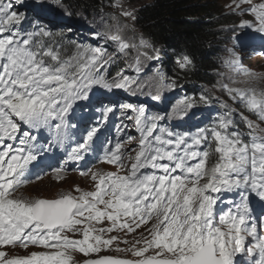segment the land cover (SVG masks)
Returning a JSON list of instances; mask_svg holds the SVG:
<instances>
[{
	"label": "snow or ice",
	"instance_id": "6c2138e0",
	"mask_svg": "<svg viewBox=\"0 0 264 264\" xmlns=\"http://www.w3.org/2000/svg\"><path fill=\"white\" fill-rule=\"evenodd\" d=\"M18 4L23 0H0V264H81L76 252L87 257L121 242L129 247L116 251L130 252L138 259L104 256L83 264H264V215L258 218L259 230L257 218L251 215V199L264 202V135L259 134L264 133V91L257 95L255 88L223 85L237 106L242 105L258 121L239 113L247 139L231 110L213 127L198 128L192 134L160 123L166 114H146L143 106L125 104L120 108L134 114L125 119L133 121L139 133L138 147L124 149L126 142L135 139L132 136L107 142L101 159L117 171L92 173L94 191L52 200L16 195L30 182L28 165L42 152L71 140V130L77 126L71 115L74 106L88 101L93 88L135 92L142 87L124 73L118 78L105 75L117 58L106 47H78L74 54H66L62 41L44 39L52 37L50 31L26 30L23 25L29 17ZM242 4L250 7L243 9ZM236 8L241 15L255 14L253 22L242 23L258 24L256 31L264 35V2L253 5L252 0H241ZM121 14L135 19L130 11ZM95 36L105 44L114 43L118 54L135 49L137 74L142 60H160L154 44L143 37L139 43L125 38L119 25H108L103 36ZM228 63L235 64L234 53ZM178 67H194L192 57L182 55ZM152 99L158 100L159 95L153 94ZM211 99L202 94L182 104L186 111ZM101 106L106 121L114 107ZM42 131L51 133L46 144L36 142ZM98 131L99 125L88 128L69 159L79 162L92 154ZM210 154H215V160L209 165ZM88 173V168L83 169V175ZM225 200L229 206L219 208ZM104 221L108 227H97ZM150 221L147 236L140 233L139 239L130 242L119 235L134 233ZM113 232L117 235H109ZM29 245L57 251L9 255L8 250ZM149 250L150 256L146 255ZM246 257L251 259L245 261Z\"/></svg>",
	"mask_w": 264,
	"mask_h": 264
},
{
	"label": "trees",
	"instance_id": "16d2710c",
	"mask_svg": "<svg viewBox=\"0 0 264 264\" xmlns=\"http://www.w3.org/2000/svg\"><path fill=\"white\" fill-rule=\"evenodd\" d=\"M29 1L23 0V4H18V7L24 10L29 17V22H26L23 27L28 31H34L36 27L50 31L53 35L45 37L46 41L49 39L62 41L63 51L66 54H74L78 47H84L83 45L88 47L89 45L91 48L93 47L92 43H95L90 34H84L78 30L75 21L83 19L85 15L99 14L103 8H110L115 0H49L58 4H56L57 6L53 5L57 9V13L54 14L53 11H47L46 8L44 9L47 12L41 10L37 12L38 7H24V4ZM128 3L139 5L135 14L134 41L139 43L141 37L146 38L155 45L160 54L159 61L150 60L147 72L142 73L138 81L151 77L149 76L151 74L155 75L157 71L162 73V77L170 82V92L175 94V101L174 99L169 101L171 111L184 110L182 101H185V98L198 99L202 94L211 96L212 99L206 105L211 104L220 108L221 116L231 110L232 118L240 126L238 130L244 131L245 139H247V130L243 126L239 113L243 112L249 119L258 122L255 115L243 108L242 105L238 107V102L232 100L229 93L215 91L221 80L224 57L229 51L236 52L232 37L240 35L241 32V26L237 28L240 23L239 14L226 12L220 5V0H128ZM64 8L70 9L69 16H64ZM42 12L48 19L49 25L40 19L39 14ZM104 14L105 17L111 16L108 13ZM34 21H38V23H33ZM79 25L86 27L83 23ZM231 26L234 30L226 31ZM228 44H232L233 47H228ZM263 47V41L251 39L243 42L238 49L249 56L252 54L249 53L251 48H254L255 51ZM128 52V57L134 55L132 49ZM184 54L192 57L194 67L190 69L178 67L179 58ZM128 61L127 57H117L116 62L109 67L105 75L107 77L118 76L128 67ZM145 63L142 60V65ZM124 91L128 96L133 97L129 90ZM106 92L108 94L107 90ZM154 93L158 94L159 92L154 90ZM140 97L143 99L142 101L152 98L149 97V90H145L140 94ZM197 104L204 105L205 103L197 102ZM214 160L215 154H210L209 165ZM115 248L111 246L106 251ZM122 254L131 256V253L128 252ZM152 254V250L146 253L148 256Z\"/></svg>",
	"mask_w": 264,
	"mask_h": 264
},
{
	"label": "rangeland",
	"instance_id": "374dc122",
	"mask_svg": "<svg viewBox=\"0 0 264 264\" xmlns=\"http://www.w3.org/2000/svg\"><path fill=\"white\" fill-rule=\"evenodd\" d=\"M262 2H264V0H252L253 5H256ZM240 3H241V0H220V5L223 7V9L226 12H236L237 14H239L240 23L237 25V28H240L241 26L240 35L247 34V35H243L240 37L234 36L232 37V41H234L236 45L238 46L239 44L238 42H240L239 39L243 40L245 38H249L248 35H257V36H261V39H264V35L256 31V27H258V24L256 25V27H250L242 23L243 21L253 22L255 14L241 15L240 9L236 8V4H240ZM56 4L57 3L49 1V0H30L29 2H26L24 4V7H27V6H33L35 8L38 7L39 9H36L37 12H39V10L43 12H47L48 10H51L53 11V14H54V13H57L56 7H53V5H56ZM117 5H121V6L118 7ZM137 6L139 5L128 3V0H115L114 4L110 8H103L101 12L96 15L95 14L90 15V16L85 15L83 19L82 18L77 19L75 21L76 25L75 24L74 25L77 26L80 32L91 35V37L95 41V43H92L93 47L97 45L102 48L106 47L108 51L116 57H123V56L127 57V59L129 60L128 61L129 65L123 70L122 73L132 76L135 79L139 80L140 75H138L134 71V68H135L134 57L136 58L135 49H132L133 54H134L132 57H128L129 52L128 54H118L116 51V45L114 43L105 44L102 39L98 40L95 36V33H99L101 36H103L106 30V26L108 25H113V26L119 25L122 27L123 36L127 39H131L134 41L135 36L133 35V33L136 32L135 27H134L135 19L134 20L128 19L127 17L123 16L121 13L124 11H130L134 14V16H136L135 15L136 11L139 8ZM241 7L243 9H248L250 5L242 4ZM44 8H46L47 11ZM69 11L70 9L64 8L63 10V12L65 13L64 16H69V13H68ZM43 12L39 14L40 19L42 21L47 22V24L49 25L48 19L44 17ZM104 13L106 14L108 13L111 16L105 17ZM81 14L83 15V13ZM113 17H116L117 19H113ZM80 23L85 24L86 27L79 25ZM232 30H234L233 26L229 27L226 31L231 32ZM228 45H229L228 47H233L232 44H228ZM83 46L85 48H90L89 45L88 47H86V45H83ZM258 51H259V54H256V52L254 51V48H251V50L249 51V53H252L251 55H249L251 58H248L249 56H246L245 52L237 49L236 52H233L235 64H232V65L228 63L230 54H233L229 51L227 55L224 57L223 66L221 69V72H222V75L220 77L221 80H220L218 89L217 90L215 89V91H217L218 93H222L223 91L225 94L228 93L223 87V85L225 84L228 85L229 88H231V86L233 85L239 87L240 89L255 88L257 95H259L260 92L264 91V52L260 53L261 50H258ZM241 57L243 58V62H242ZM144 62L146 63L142 66L141 71L147 72L146 70L150 64V60H144ZM109 67L107 68V70L109 69ZM149 76L151 77L140 81V83L145 84L149 88L160 92L162 98L166 96L168 98L171 96L170 92L166 91L168 88L169 80H167L166 82L164 79H162V82H161V78L163 77L162 75H159L158 73H156L155 75L151 74ZM116 77L118 78V76ZM231 78L233 79V82H231ZM133 87H135V85H133ZM169 88H171V85H169ZM93 90L96 92V94L93 96L90 95L89 100L86 101L87 102L86 106H88V110L85 111L83 106L79 109L76 108L77 106H74L75 111L74 113L71 114L72 121L73 123L77 125L76 127L79 130L78 134H81V139L79 140V143L84 138L86 130L94 125V121L86 124L85 122L82 121V119L86 115H88V113L94 114L95 108L101 107V105H104L105 103L103 99L95 103V99L98 96V93H100L99 91L101 90V88H93ZM136 90L138 91V89ZM123 92L125 91L117 90L114 93V102L112 104L114 105L116 109H119L123 102H131L137 106H144L140 104L137 98L132 97V98L127 99L125 97V93ZM129 92H133V91L129 89ZM167 98H164V99H167ZM83 102L85 101L79 102V105L82 104ZM127 115H133V113L128 112L126 116ZM80 122H81V125L79 126ZM125 124L129 125V127L127 128L124 127V130L122 132L113 134L111 131H109L108 135L103 136L102 140L100 141L94 140V148H95L94 152L92 154L86 155L83 161L75 162L69 159L70 151L73 147L76 146V144H67V145L64 144L62 147H59V148L53 146L49 150L51 152H48L47 150L45 152H42L40 156L38 157V159L31 163L30 167L28 168V173L26 175L33 173L35 168L38 165H40L42 162H44V166H48V168H50V171L45 170L40 175V178L36 182V184L30 183V184L25 185L26 184L25 183L24 184L25 186L22 189L25 196L26 197L31 196L33 197V200H36V199L52 200V199H58L62 195H65V194L72 195V196H79L83 192L94 191L95 182L92 181L91 179L92 173L98 172V171L100 172H116L117 171V168L114 165H111L109 163L102 161L101 159L103 155L102 150H101L102 147L109 141H111V144H114L117 140H125L126 137L128 136H132L135 139L126 142L123 146L124 149L130 150L132 148L138 147V141L140 137L138 135L137 130H135L136 128L134 126L132 127L133 121L127 120ZM259 134L264 135V133H259ZM50 135H51L50 132L42 131L37 136L36 142L40 144H46V142L50 140ZM111 144H108V146L111 147ZM131 154L133 156L135 155L134 152ZM127 164L130 165V162H127ZM54 167L56 169L57 168L63 169L62 170L63 175H61L60 177L54 178L53 177ZM85 168L89 169V173L87 175L82 174V171ZM121 174H126V173L121 172ZM77 189H79V191H77ZM251 215L257 218L256 223L258 224V230H259V219L258 218L264 215V202H261L258 199L252 198L251 199ZM149 224L136 229V232L134 233H131V234L125 233V234H121L120 236L124 239L129 240L130 242L135 239L140 238L139 232L144 233V235L147 236L148 232L146 231V229L148 228ZM108 226H109L108 221H104L102 225H97V227H108ZM109 235H117V233L113 232V233H110ZM73 238L79 239L82 237L75 236ZM111 246H114L116 248L113 250H108V251H106L108 248L102 249L98 254L91 253L90 254L91 256L89 255L87 256V258L88 257L96 258L100 256H114L117 258H128V259H133V260L138 259L137 257H134L132 255L130 257L123 256L122 253H125L124 251H116L117 248H121V249L128 248L129 247L128 244H124L121 242L118 244L114 243ZM142 246L143 245H141V247ZM138 247H140V245H138ZM32 251L36 253H41V254H54L57 250L55 248H45V247H40V246H33V248L30 249L31 253ZM74 256H75V259L80 262L87 259L85 258L86 256H84L82 253H79V252H76ZM250 259H251L250 257H246L245 261L250 260Z\"/></svg>",
	"mask_w": 264,
	"mask_h": 264
},
{
	"label": "bare ground",
	"instance_id": "6f19581e",
	"mask_svg": "<svg viewBox=\"0 0 264 264\" xmlns=\"http://www.w3.org/2000/svg\"><path fill=\"white\" fill-rule=\"evenodd\" d=\"M119 100V99H118ZM100 104H102V103H100ZM133 127V126H132ZM136 130V129H135ZM32 163V162H31ZM31 163L28 165V168L30 167V165H31ZM42 164H44V162H42L41 164H40V166H42ZM44 166H42V167H40V168H38V170L37 169H35L34 170V174L31 176V177H35V178H38V177H40V175H41V173L43 172V168ZM46 170H50V169H46ZM61 175H63V171H59V170H56L55 169V171H54V174H53V176H54V178H56V177H60ZM145 227H147V226H145ZM139 233H141V232H139ZM140 247H141V245H140ZM150 251V250H149ZM95 254V253H94ZM91 256V255H90ZM93 256V255H92Z\"/></svg>",
	"mask_w": 264,
	"mask_h": 264
},
{
	"label": "water",
	"instance_id": "95a60500",
	"mask_svg": "<svg viewBox=\"0 0 264 264\" xmlns=\"http://www.w3.org/2000/svg\"><path fill=\"white\" fill-rule=\"evenodd\" d=\"M100 257H104V256H100ZM108 257H113V256H108ZM96 258H99V257H96ZM113 258H117V257H113ZM81 264H83V262Z\"/></svg>",
	"mask_w": 264,
	"mask_h": 264
},
{
	"label": "clouds",
	"instance_id": "9594fccd",
	"mask_svg": "<svg viewBox=\"0 0 264 264\" xmlns=\"http://www.w3.org/2000/svg\"><path fill=\"white\" fill-rule=\"evenodd\" d=\"M239 37L241 36V35H238ZM170 83V82H169Z\"/></svg>",
	"mask_w": 264,
	"mask_h": 264
}]
</instances>
